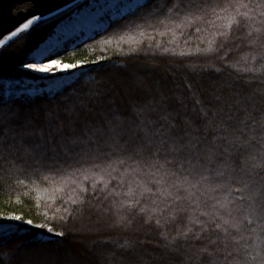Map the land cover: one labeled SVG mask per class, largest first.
<instances>
[{
    "label": "trees",
    "instance_id": "obj_1",
    "mask_svg": "<svg viewBox=\"0 0 264 264\" xmlns=\"http://www.w3.org/2000/svg\"><path fill=\"white\" fill-rule=\"evenodd\" d=\"M158 7L155 17L139 8L134 15L114 19L79 41L70 39L56 47L46 61L53 58L62 63H83L74 69L71 81L57 88L47 87L41 76L22 69V64L30 62L31 54L54 35L60 20L73 9L35 24L6 44L0 56V218L19 215L22 220H2V225L8 226L0 231V235L6 232L7 240L0 251V264H47L53 252L78 264H257L245 259L248 252L255 254L253 248L245 250L243 246L259 243L257 236L264 240L259 200L252 196V191L264 184V167H254L264 164L257 123L264 120V101L259 96L264 71L244 70L261 68L259 57L264 50L259 45L255 50L250 47L253 38L247 32L262 25L257 18L250 27H233L228 35L226 19L217 20L215 26L205 23L188 27L180 24L182 13H169L172 0ZM166 16L173 19L160 23ZM197 27L202 29L199 33ZM218 28L226 36L218 37ZM221 44L223 49L207 52L210 47L219 49ZM225 52L226 61H221ZM145 66H155L156 71L139 83L134 76ZM201 66L223 71H190ZM228 115L233 117L229 131L239 134L238 130L244 128V138L250 143L230 147L214 139L221 134L217 122L225 121ZM243 119L248 127L239 123ZM89 121L94 127L103 126V134L89 131ZM106 121L114 131L108 130ZM171 124L186 140V130L191 137L200 138L202 156L203 149L220 146L210 170L204 172L208 179L200 182L199 191L190 189L207 203H193L184 212L179 209L188 206L189 193L181 190L179 195L189 199L173 203L177 192L169 188L178 178L163 177L162 172L148 166L153 162L165 164V155L174 159L153 137L155 129L168 131ZM149 126L146 137L144 129ZM117 133L114 142L111 137ZM85 135L100 147L83 146L82 152L81 147L70 145L74 137ZM144 139H151V148L159 150V157L150 156L147 150L135 154L134 149ZM37 146L49 155L54 150L57 159L67 160L61 166L66 174L37 164L30 155ZM224 148L228 152H223ZM93 165H100L93 169L95 179L85 180L80 173L68 178L76 168L92 169ZM205 166L209 167V162L205 161ZM105 168L111 177L102 171ZM217 172L224 175L218 176ZM188 178L193 179L190 175ZM145 185L152 188L151 199L148 195L141 198ZM157 188L167 191L157 193ZM129 189L133 190L131 196L127 194ZM212 205L217 207L213 209ZM221 205L232 210L239 231L213 230L212 217L200 215L202 211L225 215ZM141 207L148 211L141 214ZM253 208L257 209L255 213ZM149 217L150 223L146 222ZM29 219L32 225L26 223ZM201 223L206 231H201ZM38 224L46 227H36ZM48 226L53 233L64 232V236L48 233ZM183 232H188V239L177 235ZM213 240L217 241L215 245L210 242ZM205 247L213 254L211 257L202 251Z\"/></svg>",
    "mask_w": 264,
    "mask_h": 264
},
{
    "label": "snow or ice",
    "instance_id": "obj_2",
    "mask_svg": "<svg viewBox=\"0 0 264 264\" xmlns=\"http://www.w3.org/2000/svg\"><path fill=\"white\" fill-rule=\"evenodd\" d=\"M26 2L31 3L33 0H26ZM168 0H136L135 3H127L125 4V8L134 15L135 10L137 8L140 9H146V15L155 17L156 14L159 11L158 5L161 3H167ZM169 13H175L177 15H180L182 13V17L180 19L181 25H187L188 27H191L194 24L203 25L205 23L215 26L217 20L226 19L228 21L226 28L228 30V35L231 33V29L233 27H236L239 29L241 25L243 24L245 27H250L251 23L253 21H256L257 18H259V22L261 23V28H252L251 31L247 32L248 37H252V42L250 47L255 50L256 46L259 45V47L264 50V0H172V7L169 9ZM41 19V16L39 15H33L30 18L26 19L22 24L16 27L15 30L11 32V34L7 37V41H11L13 37H17L20 33H26L28 30L34 25L35 22L39 21ZM173 19L172 16H166L165 20L160 21V23L164 24L166 21H171ZM201 27H197L196 31L199 33L201 31ZM255 33V35H254ZM216 35L219 36H226V33L224 31H221L219 28L217 29ZM7 41L5 39L0 38V56H3L4 51L6 50V44ZM220 49H223V44L219 46V49H213L210 47L207 52L211 53L212 51L216 50L219 51ZM168 50H165L167 52ZM230 51V50H229ZM201 50L197 49V54H200ZM164 53H162L163 55ZM131 55V54H130ZM180 55H184V53H181ZM190 55V54H189ZM227 58V52H225L224 56L220 57L221 61H226ZM260 60L262 61L261 68L256 69L254 67L246 68L245 72H257V71H264V52L260 55ZM246 62H248V58H244ZM256 57L252 58L251 63H255ZM82 62H77L75 64L71 63H62L59 59H53L49 58L48 62L46 63H32V62H25L22 64V67L28 70H32L38 73H52L54 70H60V71H67L76 69L78 67H82ZM227 67L232 68L234 65L232 64H226ZM156 71L155 66H145L138 70L137 74H135L134 78L139 82L143 83V80L149 76V74L154 73ZM192 72H207V73H216L220 74L222 73L223 69L218 68L215 66H201L199 68L192 67L190 69ZM261 91L259 92V96L262 101H264V80H261ZM231 87V85H228ZM191 87V85H189ZM219 99V97H217ZM251 100V97H249ZM239 103V101H237ZM14 118H18V114L13 113L12 114ZM233 120V117L231 115H228L226 117L225 121H218L217 122V129L221 133L220 135L216 136L214 139L220 140L230 147H235L238 143L240 147H243L245 144L250 143V140L244 138V128H240L239 134H236L235 131L230 132L229 128L232 126L231 122ZM108 126V130L114 131L111 124L109 122H105ZM240 124H243L245 127H248V122L246 119L240 120ZM260 125L261 133H260V140L258 141L262 145H264V120L257 121ZM86 128L93 132V134H103V126L100 127H94L91 124V121H89L86 124ZM145 136H148V133L150 131V126L148 128L144 129ZM252 131H255L253 129ZM171 133V134H169ZM185 135L189 136V138L186 140L184 137H181L178 132L176 131L175 124L169 125L168 131H161L160 128H157L153 132V137L158 140L165 148L166 153L171 154L174 159H168L167 155H165V164H157L155 162L148 165L150 168H155L157 172H162L163 177H168L171 179L172 177H177V180H173L169 184L170 189H175L177 192V195L172 198L173 203H175L177 200L180 199H189L188 197H182L179 195L180 191L183 190L185 192L189 193V203L186 208H180L179 211L184 212L188 211L192 208V204L195 203L197 205L206 204V201L200 200L195 196V193L191 192L190 189H196L197 191L200 190V182L205 181L208 179L207 176L204 175L205 171L210 170V163L213 161L217 151H219L220 146H209L206 149H203L204 155H201V140L199 137H191V135L185 131ZM117 136L113 135L111 139L114 142H117ZM254 138V137H253ZM41 139H43V134H41ZM2 143V141H0ZM70 145L73 148L81 147V151H84L83 146L87 147H96L99 148L100 145L96 143L94 140L91 139V137H88L87 135L81 137L76 136L74 137L70 142ZM147 150L150 154V156L153 157H159L160 152L159 150H152L151 148V139H144L143 143H140L136 146L134 149L135 154L139 155L141 152ZM228 148H224L223 152H228ZM32 156V159L37 164H44L49 165V170L56 171L57 174L65 173V170L62 169V165L67 163V160L63 159H57L55 155V151L53 150V154L49 155L47 150L39 148L35 149L34 153H30ZM67 155V153H65ZM205 161L209 162V167L205 166ZM123 163V161H121ZM165 165L168 166L167 170H165ZM227 167V165H226ZM254 167H264V164L255 165ZM100 168V165H93L92 169H84V168H76L73 173L68 175V178L71 179L72 176H75L76 173H80L84 176L85 180L89 179H95V173L93 169ZM103 172H106L109 177H111V172H108V169L105 168L102 170ZM184 173H187L185 175ZM66 174V173H65ZM91 174V175H90ZM151 175H155V172H152ZM189 175L193 177L192 180H189ZM218 176H223V172H217ZM199 176V180H196L195 177ZM162 177V178H163ZM179 177H182V179H179ZM45 180L48 179V176L44 177ZM264 179V177H262ZM155 184H159L160 181H154ZM187 185V187H185ZM94 187V186H93ZM244 187H249L248 184H245ZM213 191L215 189H212ZM63 191V189H61ZM83 191H87V189H83ZM162 191H167L166 189H160L157 188V193H160ZM236 191H240V189H236ZM129 196L133 194V190L129 189V192L127 193ZM145 195H148L149 198H152V188L148 187L147 185L144 186L143 191L141 192V198H143ZM252 196L256 197L259 200V222L261 224H264V184H260L257 188H255L252 191ZM70 199H72L70 197ZM240 199H243V197H240ZM73 203H77L75 199H72ZM154 204L156 203V200L153 199L152 201ZM256 202L255 200L253 201ZM136 205L140 204V201H135ZM165 206L167 207V201L165 200ZM217 206L212 205V208L215 209ZM221 208L225 210V215H221L219 211H215L214 213H210L208 211H202L200 212L201 216L205 217H212V225L214 226L213 230H222L223 232L227 233L228 228H235L237 231H239V224L235 223V217L232 214V210L228 209L226 205H221ZM148 209L146 207L139 208V212L141 214L147 212ZM257 211L256 208L252 209V212L255 213ZM16 220L20 221L22 220V217L19 215H12L8 217L0 218V227H3L2 220ZM245 220L249 224L252 223L251 219H248V216L244 217ZM219 221V222H217ZM151 222V217H149L148 221ZM191 223H196V220H191ZM27 224L32 225L34 222L33 220L29 219L26 221ZM156 224L159 225L160 221L157 220ZM228 226V227H225ZM36 227L39 228H45L46 226L44 224H38ZM90 230V229H89ZM207 229L204 228L203 223H201V231H206ZM46 231L48 233H53V229L51 226H48L46 228ZM189 231L191 229L189 228ZM253 232H255V229H253ZM56 236L62 237L64 236V232H55L53 233ZM182 239H188V232L178 233L177 234ZM166 238V237H165ZM197 239L200 237L197 235ZM219 239V237L217 238ZM241 239H244L243 236H241ZM250 239V237H249ZM257 241L259 243H256L254 245H244L243 247L245 250H247L249 247H252L255 251V254H252V252H248L245 259H250L251 261H256L257 264H264V240H261L259 236H257ZM7 240H6V232L3 235H0V251H2L3 247L5 246ZM212 244H216L217 241L213 240L210 241ZM237 244H239V241H236ZM227 245H225V248ZM237 251L239 249H236ZM202 251L207 252L208 255L211 257L213 254L211 252H208V249L205 247L202 249ZM219 251V249H218ZM221 254H223L221 252ZM230 256L231 253H228ZM227 259V256L224 257ZM47 264H78L77 261H68L61 259L55 252L51 253L48 257Z\"/></svg>",
    "mask_w": 264,
    "mask_h": 264
},
{
    "label": "rangeland",
    "instance_id": "obj_3",
    "mask_svg": "<svg viewBox=\"0 0 264 264\" xmlns=\"http://www.w3.org/2000/svg\"><path fill=\"white\" fill-rule=\"evenodd\" d=\"M130 2L135 3L136 0H87L81 7L73 9L60 20L55 27L54 35L38 46L29 57L30 62L46 63L48 62L46 56L49 51L59 43L70 40L71 37L73 41H79L81 37L77 35L81 34L82 30H85V33L87 31L94 33L96 29L108 26L114 19L129 14L130 12L124 6ZM22 69L25 68L22 67ZM73 71L74 69L67 71L54 70L52 73L32 72L41 76L47 82V87L57 88L74 78L76 72ZM6 225L0 227V231L7 228Z\"/></svg>",
    "mask_w": 264,
    "mask_h": 264
},
{
    "label": "water",
    "instance_id": "obj_4",
    "mask_svg": "<svg viewBox=\"0 0 264 264\" xmlns=\"http://www.w3.org/2000/svg\"><path fill=\"white\" fill-rule=\"evenodd\" d=\"M85 1L87 0H33L28 3L26 0H0V38L7 41L11 32L33 15L41 16L35 25L72 10Z\"/></svg>",
    "mask_w": 264,
    "mask_h": 264
},
{
    "label": "bare ground",
    "instance_id": "obj_5",
    "mask_svg": "<svg viewBox=\"0 0 264 264\" xmlns=\"http://www.w3.org/2000/svg\"><path fill=\"white\" fill-rule=\"evenodd\" d=\"M95 25H97V23H95ZM98 26H99V25H98ZM82 28H83V27H82ZM75 30H76V29H75ZM89 33H90L89 31L86 32V34H89Z\"/></svg>",
    "mask_w": 264,
    "mask_h": 264
}]
</instances>
